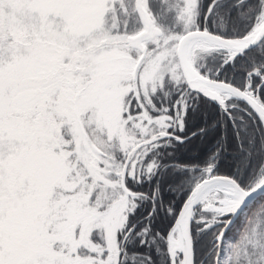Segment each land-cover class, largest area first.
<instances>
[{"label":"snow or ice","instance_id":"obj_1","mask_svg":"<svg viewBox=\"0 0 264 264\" xmlns=\"http://www.w3.org/2000/svg\"><path fill=\"white\" fill-rule=\"evenodd\" d=\"M258 195L264 0H0V264H264Z\"/></svg>","mask_w":264,"mask_h":264},{"label":"trees","instance_id":"obj_2","mask_svg":"<svg viewBox=\"0 0 264 264\" xmlns=\"http://www.w3.org/2000/svg\"><path fill=\"white\" fill-rule=\"evenodd\" d=\"M209 111H214L211 109V106H209ZM207 116V114H206ZM198 147L193 150V151H188L187 149L184 150L183 154H177L178 157H180L185 163H190V164H200L201 161L194 160L193 157H201V159L206 158L205 154L210 153L213 145L209 143L208 141H202V142H197ZM231 163L229 159H225L224 161V166L221 168L220 174H228V168L227 165ZM138 191H143V192H148L149 188L148 187H143L137 189ZM165 195V203L168 201H171L173 204L177 205L179 207L180 201L182 200V197L179 194H175V199H173V193L169 192L167 189H165L164 192ZM264 201V195L260 196L254 203H252L248 210L254 208L256 205ZM245 213L241 214L230 226V228L227 229L226 236L227 239L231 238H236L240 237L243 231V227L245 225Z\"/></svg>","mask_w":264,"mask_h":264},{"label":"rangeland","instance_id":"obj_3","mask_svg":"<svg viewBox=\"0 0 264 264\" xmlns=\"http://www.w3.org/2000/svg\"><path fill=\"white\" fill-rule=\"evenodd\" d=\"M262 206H264V201L261 202V203H259L258 205H256L254 208L250 209L248 212H245V218H246V220H245V225H244V227H243V230L245 229L246 225H247L248 222H249V217L252 216V215H254V214H256V213L258 212V210H259ZM238 238H239V237H236V238L234 237V238H231V239H230V238L227 239V241H226V245H227V243H229V242H234V241L238 240Z\"/></svg>","mask_w":264,"mask_h":264},{"label":"water","instance_id":"obj_4","mask_svg":"<svg viewBox=\"0 0 264 264\" xmlns=\"http://www.w3.org/2000/svg\"><path fill=\"white\" fill-rule=\"evenodd\" d=\"M222 175H226V174H222ZM260 196H262V195H258L257 197H255V199L253 200L252 203H254V202H255ZM252 203H251V204H252ZM251 204H250V205H251ZM250 205H249V206H250ZM239 216H240V215H239ZM239 216H238V217H239ZM238 217H235L234 220H233V222H234ZM231 225H232V224H231Z\"/></svg>","mask_w":264,"mask_h":264}]
</instances>
